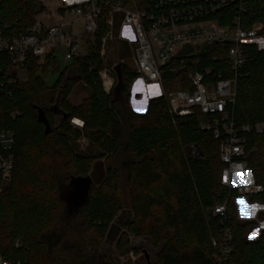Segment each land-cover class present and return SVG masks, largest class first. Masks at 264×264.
<instances>
[{"label":"trees","instance_id":"16d2710c","mask_svg":"<svg viewBox=\"0 0 264 264\" xmlns=\"http://www.w3.org/2000/svg\"><path fill=\"white\" fill-rule=\"evenodd\" d=\"M116 1L144 10L150 3L110 0ZM45 9L38 0H0V35L25 33ZM232 10L234 14L231 9L215 17L226 24ZM110 11L106 6L100 15L96 45L90 44L84 56L72 59L74 62L63 70L54 53L47 55L44 63L30 53L24 66L26 77L16 78L10 73L11 56L0 52V126L12 130L16 138L14 171L0 195V257L13 264H96L99 260V264H117L110 258L100 259L105 241H117L125 253L140 251L131 247L132 238L149 237L155 248L162 246L153 264H217L212 238L221 237L223 225L208 209L228 198L226 226L231 228L234 241L226 264H264V230L256 240H250L257 221L242 222L237 217V192L221 184V142L212 131L201 128L204 115L197 112L174 119L165 96L151 99L146 113L135 112L129 104L130 90L139 75L128 63H120L122 98L104 90L99 72L105 64L131 57L128 43L121 40L114 43L106 63L100 55ZM121 18L115 15L116 33ZM244 25L261 26L264 36V0H252ZM246 54L248 63L237 82L235 114L238 123L255 124L264 122V48L250 44ZM204 59L202 66L216 69L210 59ZM50 66L59 77L48 86L40 71L45 68L48 72ZM72 66L81 78L63 88L61 106L68 117L56 127L55 116L48 110L52 131L46 134L30 107L31 97L38 104H53ZM178 76L185 74L179 72ZM11 78L16 80L10 82ZM80 81L86 84L89 95L80 105H72L68 97ZM183 85L188 87V81ZM74 118L82 120L83 127L75 126ZM81 137L100 154L75 151L73 145ZM246 138L252 179L264 186V132H252ZM193 145L202 150L198 158L186 152ZM121 150L128 154L122 163L128 184L126 199L120 171L110 162ZM61 170L64 178L59 177ZM86 175L94 181L89 199L66 219L60 188L71 176ZM251 198L264 203V190Z\"/></svg>","mask_w":264,"mask_h":264},{"label":"built area","instance_id":"2783aa9c","mask_svg":"<svg viewBox=\"0 0 264 264\" xmlns=\"http://www.w3.org/2000/svg\"><path fill=\"white\" fill-rule=\"evenodd\" d=\"M251 2L150 0L149 7L144 10L137 6L127 8L121 1L84 0L63 8L64 12L56 23L49 22L51 16L48 15V23L39 25L36 22L25 33L12 37L0 35V52L11 56L12 67L18 71L16 78H20L19 73L24 70L30 53L42 59L53 53L57 39L65 42L67 59L80 58L86 54L83 52L84 44L96 45L100 15L104 7L110 6L109 30L100 49L105 63L117 40L127 42L138 78L162 87L160 96H165L174 119L197 112L203 114L201 128L212 131L214 138L221 142L220 157L224 163L221 184L235 190L239 198L246 199L264 190V186L256 183L252 176L247 186L240 185L238 180L233 184L237 173L243 177L245 172H250L246 159V136L252 132H264V122L238 123L235 114L237 82L248 63L246 46L257 44L264 48L261 26L244 25ZM231 9H234V14L232 10L230 22L222 24L215 17L218 14L224 16V11ZM116 14L122 16L118 33L115 32ZM78 22L83 26L81 36L73 31ZM126 29H130L132 36ZM212 48L216 51L211 52ZM202 54L205 56L200 57ZM204 57L210 59L216 69L202 66ZM127 62L128 59L123 58L112 65L105 64L99 72L107 93L113 92L117 82L115 66ZM179 72L185 76H178ZM16 78H11L10 82ZM184 80L188 81V87H184ZM166 86L167 89L164 88ZM74 125L81 128L84 123L82 126ZM15 144L14 132L0 126V195L14 171ZM191 148L201 156L197 146ZM228 201L227 198L208 209L223 225L221 237L212 238L217 264H226L233 250V232L226 226ZM0 264L13 263L0 257Z\"/></svg>","mask_w":264,"mask_h":264},{"label":"rangeland","instance_id":"374dc122","mask_svg":"<svg viewBox=\"0 0 264 264\" xmlns=\"http://www.w3.org/2000/svg\"><path fill=\"white\" fill-rule=\"evenodd\" d=\"M38 1H40L41 3H43L47 6V8L37 16V23L39 25H41V22L48 23L47 22V18H48L47 16L51 12H52L55 20L60 19L59 9L63 6V4L66 2V0H38ZM77 24L80 27H83L80 22H78ZM54 43L57 46L55 55L57 56L61 70H63L66 67L70 66L74 62V60H69L66 58V56H65L66 45H65L64 41H62V40L60 41L59 39H57ZM88 47H89V45L87 43L84 44V50H83L84 53L88 52ZM111 49L112 50L114 49V44L111 47ZM45 58H46V56L41 59V63H44ZM127 59H128L127 63L131 66L132 69H134L135 67H134V63L132 62V60L130 58H127ZM17 74H18V71H17ZM40 74L42 75L45 83L48 86L53 85L59 77V73L56 72V70L53 66L49 67L48 72H45V68L42 69L40 71ZM19 77L25 78L26 77V71L21 70V72L19 73ZM134 83L132 84L131 90H130L131 97L136 95V88L133 87ZM88 95H89V90H88L86 84L83 83L82 81H80V82L75 84L73 90L71 91V93L68 97V100L72 105H80L88 97ZM129 104L131 106L130 101H129ZM73 147H74L75 151H82V152L90 154V155L96 156V155L100 154V150L96 146L91 144L89 142V140L85 137H81L76 143H74ZM186 152L192 158L200 157L198 155V152H195V153L193 152V148H191V146L186 148ZM127 156H128V154L124 150H121L115 156H113L110 159V162L114 166H116L120 171L122 193H123L125 199H126L125 195H126V189L128 187L127 186L128 184L126 183V174H125L124 170L122 169V163L127 158ZM62 173H63V171L61 170V173L59 172L60 178L61 177L64 178L66 176ZM245 179H250V177L249 178L245 177ZM10 180H11V178L9 179V181ZM99 186L100 185L98 184L97 187H99ZM240 199H243V198L237 197L234 200L236 214H237V217L239 218V220L242 222L248 221V220H256L257 221L258 225L250 233V234H252L257 228H260L261 223L264 222V218L262 217V213L264 212V209L258 210L255 213V215L254 216L251 215L250 218H244L240 214V205L237 203V201ZM243 200L246 201L250 210H251V205H253V204L264 205V203H262L260 201H254L251 197L243 199ZM262 230H264V228H260L259 233L257 234L256 238L251 239V240H256L259 237ZM250 234H249V236H250ZM130 237L132 238V235H130ZM116 242L117 241H114V242H108V241L106 242L105 241L103 243L102 248L100 249V254H101L100 259H102L103 262L107 258H110V261L112 263H117V264H148L141 250L140 251L130 250L129 252L124 253L117 247ZM104 255H106L107 257H104Z\"/></svg>","mask_w":264,"mask_h":264},{"label":"water","instance_id":"95a60500","mask_svg":"<svg viewBox=\"0 0 264 264\" xmlns=\"http://www.w3.org/2000/svg\"><path fill=\"white\" fill-rule=\"evenodd\" d=\"M117 75V82L113 89V95L115 98H122L123 89V75L122 65L115 66ZM11 76L17 77V70L12 68L10 70ZM81 75L78 72L77 67L72 66L69 68L65 79L63 80L59 91L56 95L55 102L53 104H38L31 97L30 107L36 113L39 122L44 124L45 133L48 134L52 131L51 122L47 116V111L51 110L55 116V126L58 127L68 117V113L62 108V91L71 80H80ZM202 154L201 148H199ZM93 178L91 175L86 176H71L69 183L66 186L60 188V196L65 201L64 218H70L77 213L79 208L84 205L90 196V189L93 184ZM61 224V223H59ZM131 247L133 249H140L148 264H153L157 261V255L160 253L162 246L155 248L152 240L149 237H134L131 240ZM99 260L96 264H99Z\"/></svg>","mask_w":264,"mask_h":264},{"label":"crops","instance_id":"0c3cea01","mask_svg":"<svg viewBox=\"0 0 264 264\" xmlns=\"http://www.w3.org/2000/svg\"><path fill=\"white\" fill-rule=\"evenodd\" d=\"M82 1H84V0H66V2L63 4V6L60 9L75 5V4L82 2ZM46 8H47V6H46ZM61 14H62V12L59 11L60 17H61ZM48 15L51 16L49 22L56 23L59 21V19L58 20L54 19L52 12L49 13ZM73 31H74V33H76L80 36L83 34L82 27H80L78 24L75 25ZM126 31L128 34H131L130 29H126ZM131 36H132V34H131ZM56 49H57V46L55 44L54 45V51H53L54 54L56 53ZM133 87L136 88V95L131 97L130 102H131L132 109L138 113H142V114L146 113L148 108H149V104H150L151 99L162 95V87L161 86H159L157 84H147L141 78L136 79ZM164 88L167 89V86ZM137 109H142V111H137Z\"/></svg>","mask_w":264,"mask_h":264},{"label":"snow or ice","instance_id":"6c2138e0","mask_svg":"<svg viewBox=\"0 0 264 264\" xmlns=\"http://www.w3.org/2000/svg\"><path fill=\"white\" fill-rule=\"evenodd\" d=\"M137 111H142V109H137ZM251 173L250 172H245L244 176L241 177L239 176V174L237 173L235 178L233 179V184H236V181H239L240 185L243 186H247V184L251 183L250 179H245V177H250ZM226 181H227V177H225ZM237 203L240 205V214L242 217L244 218H250L252 215V211L249 209L248 204L246 203V201H244L243 199H240L237 201ZM259 233V230H257L255 233L250 234L249 239H255L257 234Z\"/></svg>","mask_w":264,"mask_h":264},{"label":"clouds","instance_id":"9594fccd","mask_svg":"<svg viewBox=\"0 0 264 264\" xmlns=\"http://www.w3.org/2000/svg\"><path fill=\"white\" fill-rule=\"evenodd\" d=\"M73 123L82 126L84 122L78 118H74ZM260 209H264V205H259V204L251 205L252 216H254L255 213ZM260 228H264V222L261 223ZM260 228H257L253 233H255L257 230H260Z\"/></svg>","mask_w":264,"mask_h":264}]
</instances>
